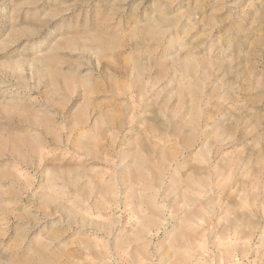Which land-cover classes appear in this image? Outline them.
<instances>
[{
    "label": "rangeland",
    "instance_id": "1",
    "mask_svg": "<svg viewBox=\"0 0 264 264\" xmlns=\"http://www.w3.org/2000/svg\"><path fill=\"white\" fill-rule=\"evenodd\" d=\"M0 264H264V0H0Z\"/></svg>",
    "mask_w": 264,
    "mask_h": 264
}]
</instances>
